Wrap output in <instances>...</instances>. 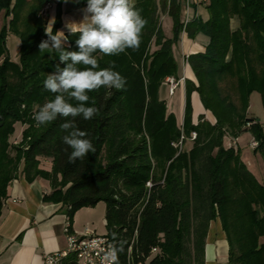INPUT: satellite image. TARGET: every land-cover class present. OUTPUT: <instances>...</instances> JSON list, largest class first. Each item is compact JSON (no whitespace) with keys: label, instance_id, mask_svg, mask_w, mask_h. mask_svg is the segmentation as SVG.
Segmentation results:
<instances>
[{"label":"trees","instance_id":"obj_1","mask_svg":"<svg viewBox=\"0 0 264 264\" xmlns=\"http://www.w3.org/2000/svg\"><path fill=\"white\" fill-rule=\"evenodd\" d=\"M49 1L0 0V212L23 163L28 180L50 181L44 201L61 202L70 223L79 209L104 202V234L122 248L119 264H204L206 235L215 219L225 233L228 264H264V181L224 145L227 135L248 132L258 142L253 152L264 160V121L247 115L253 91L264 106V0H208L201 3L207 20L186 23L184 0H135L148 21L142 42L138 50L116 56L95 53L100 68L114 61L126 84L122 90L88 93L87 106L99 108V115L75 123L96 151L75 163L62 140L63 118L41 126L32 118L54 97L43 86L47 75L55 65L64 66L57 54L39 52L40 42L48 39L40 10ZM162 14L172 20L170 37L163 33ZM232 18L238 20L235 29ZM60 24L58 12L53 34ZM182 32L192 39L204 34L208 42L204 52L187 56L196 82L184 81L179 124L159 88L166 77L176 78L173 45ZM9 34L20 40L17 60L9 53ZM67 36L69 50H77L78 34ZM194 91L214 122L205 114L193 122ZM16 123L25 125V145L11 144ZM193 131L189 149L174 146ZM43 158L51 160L49 171L40 168Z\"/></svg>","mask_w":264,"mask_h":264},{"label":"crops","instance_id":"obj_2","mask_svg":"<svg viewBox=\"0 0 264 264\" xmlns=\"http://www.w3.org/2000/svg\"><path fill=\"white\" fill-rule=\"evenodd\" d=\"M48 5L47 24L54 21L59 12L61 24L57 30H63L67 35L69 31L65 25L68 22L82 20V9L86 7V2L81 4L77 0H50ZM168 17L167 14H162L160 22L162 18L168 20ZM194 17L207 20L208 11L206 6L192 3L186 8L184 3L181 7V20L189 21ZM231 27L232 29L238 27L236 18H232ZM7 38H9V35ZM207 42L208 37L204 34L198 33L192 39L185 32L180 33L177 43L173 45V53L177 63L176 78L184 77V79H191L196 82L194 73L187 62V56L204 52ZM19 44L20 40L18 38L12 42V50H9V53L13 60H17ZM166 86L167 92L162 89ZM168 88V84L163 81L159 88V97L165 101L167 112L172 113L177 122L181 124L185 97L184 82L180 83L173 94H169ZM191 105L193 122H197L200 114H205L209 121L214 122L212 115L205 111L199 95L195 91L191 93ZM260 121L262 122L264 119ZM240 147L243 152L241 159L259 181H264V161H262L261 155L254 153L247 146L242 145ZM251 160H256V163L254 164ZM51 165L49 158L40 160V168L42 169L49 171ZM22 169L23 163L19 166L16 178L8 185V196L0 212V264H43V253L61 250L66 247L64 226L66 225L67 214L64 205L61 202L44 201V196L49 195L52 191L50 181L40 176L28 180ZM97 205L83 207L74 214L71 219L73 231L80 233L85 228H89L100 234L106 232L105 207L103 212L104 231L98 232L96 228H91L89 225L92 212ZM204 264H228V244L218 219L211 221L206 235Z\"/></svg>","mask_w":264,"mask_h":264},{"label":"clouds","instance_id":"obj_3","mask_svg":"<svg viewBox=\"0 0 264 264\" xmlns=\"http://www.w3.org/2000/svg\"><path fill=\"white\" fill-rule=\"evenodd\" d=\"M82 12L81 21L65 25L70 34H78L77 50H69L68 36L63 30L53 34L54 21L45 27L48 39L40 42L39 52L57 54L64 66L55 65V70L47 75L43 86L54 97L39 107L32 117L37 126L63 118L65 122L60 128L66 133L62 137L63 143L71 149L70 163L83 160L96 151L91 140L86 138L88 133L75 123L77 118L91 120L99 115V108L87 106L88 93L101 88L122 90L126 84V79L114 70L115 62H111L110 67L100 68L95 53L116 56L127 49L138 50L143 29L148 24L135 7V0H86ZM71 100L77 103L74 105ZM120 251L122 248L109 245L103 250L101 264H119ZM49 264H52L51 260Z\"/></svg>","mask_w":264,"mask_h":264},{"label":"built area","instance_id":"obj_4","mask_svg":"<svg viewBox=\"0 0 264 264\" xmlns=\"http://www.w3.org/2000/svg\"><path fill=\"white\" fill-rule=\"evenodd\" d=\"M186 8L193 4H207L208 0H184ZM49 9L48 3L40 10V14L47 15ZM184 23L187 20L183 21ZM168 84L169 94H173L180 83L184 82V77L174 78L172 76L166 77L164 80ZM33 117V115H32ZM251 122L247 123L249 126ZM196 137V132H191L189 139L192 141ZM186 137L182 134L180 139L174 146L181 149L183 141ZM227 141V147H231L234 150L239 146L238 137H225ZM20 139L14 137L11 140L12 145H19ZM258 145V142L251 138L249 141L250 148L254 149ZM26 147V146H25ZM149 185V183H148ZM64 233L66 236V247L61 250L52 252H45L42 255L43 264H49V260L52 264H101L103 250H106L112 243L109 241L105 234L97 233L93 229L85 228L82 232L78 233L72 230L70 219L67 215L66 225L64 226Z\"/></svg>","mask_w":264,"mask_h":264},{"label":"rangeland","instance_id":"obj_5","mask_svg":"<svg viewBox=\"0 0 264 264\" xmlns=\"http://www.w3.org/2000/svg\"><path fill=\"white\" fill-rule=\"evenodd\" d=\"M161 24H162L161 26H162V30H163L164 35L166 37H170L172 35V20H171V18L168 17V20L165 19V18H162ZM16 38H18V37H16L15 35H12V34H9V38H7V46H8L10 51L12 50V42ZM150 49L151 50L155 49L153 44H151V48ZM162 89H165L166 92H167V86L163 87ZM169 97H171V96H169ZM247 115H249V116L253 115L255 118L260 119V120L264 119V106H262L260 93L257 92V91H253L250 94V96H249V108L247 110ZM178 123L180 124V122H178ZM24 129H25V125H23V124L20 125L18 123L15 124L14 135L18 139H20L19 145H25L27 140H28V138L24 139V137H23V130ZM227 137H230V136L227 135ZM238 137H239V140H238L239 146L237 147L236 152L239 153L240 156H241V155H243V152H242V149H241L240 146L244 145V146H247L250 149V146H249L248 142L250 140V137H252V135L250 133H248V132H243ZM191 145H192V141L189 139V136H188L183 141L181 149L187 150V149H189L191 147ZM224 145L227 147L226 139L224 141ZM251 161L254 164L256 163V160H251ZM262 161H264V160H262ZM97 204L98 205L96 206V209L93 210V212H92V218H91V221H89V225H90L91 228H96V230L98 232H103L104 231L103 212H104L105 204H104L103 201H100ZM262 241H264V239H262Z\"/></svg>","mask_w":264,"mask_h":264}]
</instances>
